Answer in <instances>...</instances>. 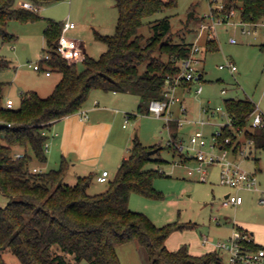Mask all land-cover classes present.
<instances>
[{"label": "trees", "instance_id": "trees-1", "mask_svg": "<svg viewBox=\"0 0 264 264\" xmlns=\"http://www.w3.org/2000/svg\"><path fill=\"white\" fill-rule=\"evenodd\" d=\"M28 1L39 10L41 5L57 0ZM115 1L119 12L116 31L111 35L96 31V38L105 42L107 49L98 58L86 54L83 69L78 67V62H68L56 50L64 22L47 18L45 49L51 57L44 62L50 70L62 74L50 95L43 97L35 90L25 91L20 106L8 108L5 84L0 83V191L9 199L5 206L0 205V264H7L5 252L14 254L21 264H81L83 260L91 264H122L118 246L127 242L137 244L146 264L221 263L216 250L193 255L187 245L177 250L167 247L172 232L192 228L195 223L173 221L157 225L146 213L130 208L133 192L153 199L163 198L154 185L155 178L163 175V171L148 167L150 162H162L154 157L155 153H149L154 148H159V153L162 146L146 147L135 139L130 154L108 181L107 189L99 193L88 192L93 174L79 176L73 185L64 183L69 168L65 157L58 168L33 171L35 161H47L45 145L51 124L79 112L93 90L137 94L138 112L150 111V101L164 97L167 76L180 73L179 61L191 54L194 43L174 41L170 16L150 21V36L140 31L145 18L176 6L177 0ZM223 4L224 12L240 11L244 22L254 23L264 18V0H225ZM38 10L26 8L16 0H0V39L15 38L7 30L11 19L37 20L41 17ZM195 14L192 8L188 16L191 19ZM215 41V37L208 39L205 54L218 48ZM144 62L147 67L142 72L140 67ZM7 66L9 60L0 56V69ZM198 78H202L200 74ZM224 102L231 125L223 127L220 141L231 137V143L223 145L238 158L247 140H252L248 157L253 156L259 164L256 152L264 150V126H251L256 104L250 98H225ZM170 126L172 138L177 141L178 122L171 121ZM238 129L243 132L239 134ZM167 145L179 151L175 145ZM15 146L24 148L22 156L16 155ZM192 158L184 156L186 161ZM249 246L263 247L254 241ZM67 254H72L74 261Z\"/></svg>", "mask_w": 264, "mask_h": 264}, {"label": "rangeland", "instance_id": "rangeland-1", "mask_svg": "<svg viewBox=\"0 0 264 264\" xmlns=\"http://www.w3.org/2000/svg\"><path fill=\"white\" fill-rule=\"evenodd\" d=\"M211 1L214 6H218L225 0H177L176 6L166 7L145 18V23L140 30L145 36H150L152 33L150 21L170 16L171 32H173V39L176 42L195 43L204 50L208 39L215 37L218 48L201 54L204 60L199 68L204 67L207 71L205 80L202 82L203 92L186 94L190 117L195 120L207 119L210 123L207 125L186 123L177 139V142L184 148L182 151L178 149L179 151L176 152L174 148L167 145L173 138L166 116H158L148 109L138 112L137 105L140 103V96L134 93L119 92L117 97L126 95L125 104L130 107L128 108L129 112L134 115L129 116L128 121L125 120L126 117L125 119L123 117L121 122L119 120L112 121L113 134L109 138L106 149L97 157L98 159L91 162L94 171H100L104 167L114 171L111 154L113 150L119 151L115 144H118L121 147L120 152L127 156L130 154L135 139H138L146 147L162 146L163 148L154 156L162 159V162H150L148 167L160 168L163 171V175L157 176L154 180V185L163 193V198L153 199L133 192L130 196L129 206L133 210L149 215L157 225L173 221L195 223L194 227L185 229L188 230L187 237L196 241L200 239V244L204 246L203 250L205 249L207 252L209 248L217 249L218 241L227 240L235 230L234 223L238 221L252 223L256 229L254 241L264 245V202L260 201L261 198H264V150L256 152L260 158L259 164L256 163L253 156L248 157L249 152L246 156L239 155L237 158L244 169L257 173L260 190L222 184L219 180L221 170L219 164L209 165L207 179L201 180L198 173L188 174V168L196 164V159L184 160L185 155L195 154L190 140L196 130L201 129L205 132L210 145L215 142L214 132L221 125L229 122L225 98H250L264 114V48H262L264 26L259 25L256 28L246 25L245 27L252 30L257 29V32L244 33V26L240 24V11L235 10V15L231 17L230 21L219 24L216 29L203 27L204 24L211 25L212 19L208 16L211 11ZM18 2L19 0H16V3ZM192 8L195 9L196 14L190 19L188 15ZM38 14L41 17L34 21L11 19L7 24V30L14 34L15 38L12 40L0 39V56L9 60V66L0 69V83L5 84V98L12 101L16 108L20 106L22 92L35 90L43 97L50 95L53 91L48 90L50 83L61 74L57 70H51L53 76L47 77L45 70L38 71L33 67L34 63H42L44 69H48L43 58L47 52L44 35L47 18L63 22L69 19L75 22L76 28L70 29L67 34L86 42V53L91 57L98 58L106 51L107 45L96 38V31L102 34H114L119 12L115 0H57L41 5ZM232 37H235L237 42H231L230 38ZM227 60L236 64V71L219 67ZM77 62L78 67L83 69L82 60ZM146 67L147 62H144L140 67L141 71H145ZM197 85L198 82L193 83L192 87ZM223 89L227 90L224 94L222 93ZM96 90L98 89L93 91L101 92ZM106 92V94H112L110 91ZM90 99L91 97L85 106L90 104ZM208 106L211 107V111L216 110L218 106H221L222 110L216 111V114L212 116L211 111L208 113L204 110ZM171 108L175 117L178 116V105H172ZM124 121L126 127L123 126ZM46 145L49 146L48 149L46 148L47 161L44 163L35 161L36 165L41 166L44 171L60 166L63 158L60 150L55 146V138L50 131H48ZM209 145H207V149H211ZM244 148L247 146L244 145ZM18 149L23 150L24 148L15 146L14 152H17ZM215 150L220 153L218 146ZM29 152L32 153V150L29 149ZM228 155L231 158L234 157L232 152ZM65 180L66 178H64ZM107 185V182H98L94 176L88 192L105 191ZM229 192L241 194L244 198L243 203L223 205L222 201ZM4 199L0 193V202ZM251 230L255 231L248 229L249 232ZM205 237H207V241L204 240ZM186 245L190 248L188 243ZM54 248L61 252L58 245H55ZM217 251L222 260L221 263L215 264H230L227 253L221 252L219 249ZM118 252L122 264H146L134 242L120 244ZM67 256L74 261L72 254H67ZM4 257L7 264H21L20 260L11 252H5ZM82 264L91 263L88 260H83Z\"/></svg>", "mask_w": 264, "mask_h": 264}, {"label": "built area", "instance_id": "built-area-1", "mask_svg": "<svg viewBox=\"0 0 264 264\" xmlns=\"http://www.w3.org/2000/svg\"><path fill=\"white\" fill-rule=\"evenodd\" d=\"M20 4L26 8L38 10V8L30 1L23 0L20 1ZM235 15V10L231 12H224V4L214 6L211 1V11L208 16L211 17V25L204 24L203 27H208L212 29H216L219 24L229 22L231 17ZM240 24L243 25L244 33H256L257 29L252 30L250 28L245 27L255 26L256 28L260 26H264V18H262L258 22L249 23L244 22L242 19ZM76 23L67 19L64 22L62 33L57 41L56 50L58 53L65 58L68 62H77L79 60H83L86 55V50L83 46L81 40L72 37L67 34L68 30L74 28ZM231 42H237L235 37H232ZM203 50L198 44H193L191 54L188 58L182 59L179 61V65L181 68L180 73L177 75H168L166 78L165 86H164V97L161 99H152L149 103V110L158 116H166L167 123L169 125V129H171L170 123L171 121L178 122V129L180 130L186 123L192 124H209V120L207 119H199L195 120L189 116V109L186 101L183 97L177 94L178 86H185L187 88L188 93H201L203 91L202 83H198L196 87H192L193 83L199 82V74L200 68L199 65L202 64L203 57L201 56ZM51 57L50 52H46L44 54V59L48 60ZM34 69L41 70L43 65L41 63H34ZM220 68H229L231 71H236L237 66L234 62L227 60L225 63H221L219 65ZM47 74H51V70L47 69ZM187 82L189 84H187ZM195 88V89H193ZM227 90L223 89L222 93H226ZM177 104L179 107V115L175 117L174 112L171 108L172 105ZM6 107L14 108L15 105L12 101L6 100ZM204 110L208 113L211 111V107H206ZM222 107L218 106L216 110H212L211 114L214 116L216 111H221ZM227 113L229 114L228 110ZM210 114V115H211ZM87 115H83L86 117ZM129 115L126 116V121H128ZM229 122L225 125H231V118L229 116ZM225 125H221L215 132L213 139L215 142L210 144L206 138V134L203 130H196L191 136L192 148L195 150V154L191 156L196 160V164L194 166H190L188 168L189 175H195L198 173V177L201 180L207 179V167L212 164H219L221 166L220 170V182L222 184L228 185L230 187H238V188H249L258 190L259 187V179L256 172H252L244 169L237 158L229 157V153L232 152L231 149L224 147L223 144L231 143V137H224L223 141H220V137L222 136V130ZM251 126H264V114L258 108H256L254 114L251 118ZM239 134L243 132V130L238 129ZM168 144L175 145L181 151L184 146L177 141L169 140ZM207 145L211 149H207ZM253 145L252 140H247V148H244L240 151V155L246 156L248 150V146ZM219 147L220 153L215 150L216 147ZM17 156H22L23 153L16 154ZM33 171H42L41 169L34 167ZM109 171L103 170L101 174L97 176V179L101 182L108 181ZM243 196L237 193H230L227 197L222 201L223 205H239L243 203ZM261 202H264V198H261ZM207 241V237L204 238ZM254 241L252 234L248 230H243L239 227H236L232 235L227 240H220L217 242V249L221 252L227 253L228 262L230 264H264V246L259 248H253L249 246V243Z\"/></svg>", "mask_w": 264, "mask_h": 264}, {"label": "crops", "instance_id": "crops-1", "mask_svg": "<svg viewBox=\"0 0 264 264\" xmlns=\"http://www.w3.org/2000/svg\"><path fill=\"white\" fill-rule=\"evenodd\" d=\"M20 1L21 0H19V2ZM76 26L71 29H75ZM81 42L83 43V46L87 52L86 42H84L83 40H81ZM203 60H204V57H203ZM43 70H45V75L47 77L53 76V72L51 71V74H47V69H44V67L38 71H43ZM206 73L207 71H205L204 67L200 68V75L202 78L199 79L198 83H202L205 80ZM61 78H62V74H60L57 78L53 79L52 82L50 83V86L48 87V90L52 91ZM100 91L101 92L93 91L90 96L91 97L90 104H88L87 106L84 105V107L79 112L54 121L49 128V131L52 133V136L55 138V146H57V148L60 150V153L63 155V157H65L69 161V170L67 171L65 175L66 180L64 181V183L73 185L77 182L79 176H84V175H89V174H93V177L95 176L97 179V176L101 174L103 170L109 171V176H108V181H109L115 176L122 160L125 157H127V154L120 152L121 147L118 144H115V146L119 148V151L116 152V150H113L111 154L112 169L114 171H111L107 167H104L100 171H94L91 167L92 166L91 162H94L96 159H98L97 157L100 156L102 151H104L108 145L109 138L113 134L112 121L116 122L117 120H119L121 122L123 117L125 119L127 115H129L130 117L131 115H134V113L129 112L130 109L128 108L130 107H128L127 104H125L126 95H124L123 97H119V96L117 97V94L119 93L117 91H110L112 92V94L110 95L106 94L107 93L106 91H103V90H100ZM176 91H177V94L183 97L184 100L186 101V94H189L187 92V88L185 86H178ZM124 93H131V92H124ZM6 100L7 99L5 98V102ZM188 109H189V106H188ZM189 112H190V109H189ZM84 114L87 116L83 117ZM123 126L124 127L127 126L125 121L123 123ZM183 127L179 130V133L181 132ZM46 148L48 149L49 146L46 145ZM20 153H23V150L18 149L16 154H20ZM189 157H192V156H189ZM34 167H37L43 170L41 166L36 165V162L35 164H33V168ZM58 167L59 166L55 168H58ZM219 180H220V172H219ZM97 181L101 182L98 179ZM108 181L106 182L108 183ZM258 190H260V188ZM0 193L3 195L1 191ZM230 193L234 194V192H229L225 195V197H227ZM3 196L5 199L4 201L0 202L1 206H5L9 200L5 195ZM234 224H235L234 228L239 227L245 230L254 229L255 231L251 230L250 232L254 239L256 229L254 225H252V223L246 222V221H238L237 223H234ZM184 230L185 229L175 230L174 232H172L166 241L167 247L170 250H177L181 246L186 245L188 243L190 247L189 252L191 254L202 255V254L207 253L205 249L203 250L204 246L200 244V239L198 241L189 239V237H187V234H186L188 230H185V231ZM136 247L141 255L142 254L141 250L139 249L137 244H136ZM214 250L217 251V249L215 248H209L208 252H211ZM82 263L83 261H81V264Z\"/></svg>", "mask_w": 264, "mask_h": 264}, {"label": "water", "instance_id": "water-1", "mask_svg": "<svg viewBox=\"0 0 264 264\" xmlns=\"http://www.w3.org/2000/svg\"><path fill=\"white\" fill-rule=\"evenodd\" d=\"M158 149H159V148L151 149V150H149V153H150V154H154V153H156V152L158 151Z\"/></svg>", "mask_w": 264, "mask_h": 264}]
</instances>
